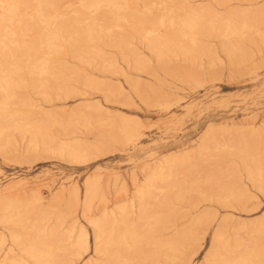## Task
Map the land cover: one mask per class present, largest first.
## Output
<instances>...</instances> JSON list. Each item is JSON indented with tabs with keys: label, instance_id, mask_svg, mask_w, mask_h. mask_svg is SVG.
Instances as JSON below:
<instances>
[{
	"label": "rangeland",
	"instance_id": "obj_1",
	"mask_svg": "<svg viewBox=\"0 0 264 264\" xmlns=\"http://www.w3.org/2000/svg\"><path fill=\"white\" fill-rule=\"evenodd\" d=\"M23 3L0 264H264V0H58L37 50Z\"/></svg>",
	"mask_w": 264,
	"mask_h": 264
},
{
	"label": "bare ground",
	"instance_id": "obj_2",
	"mask_svg": "<svg viewBox=\"0 0 264 264\" xmlns=\"http://www.w3.org/2000/svg\"><path fill=\"white\" fill-rule=\"evenodd\" d=\"M25 1V0H24ZM57 2H58V0H37V4H38V9H36L35 11H37L38 10V14H39V19L37 18V22H38V24L36 25L35 24V26L36 27H34L33 25H32V22H31V28H33L34 27V30L36 31H34L35 33H33V35L31 34L30 36H32V38H33V40H34V42L32 41V39H31V37H29V39H31L30 41H32L33 43H36V41L40 44V43H42L44 40H45V38L47 37V34L48 33H50L51 35H53V36H55V37H57V36H60L62 33H64L65 35H66V32H67V29H70V24H68V23H61V24H59V25H56V26H45L44 24H43V22H42V15H45V16H51V14H52V12H53V10H55V8H56V4H57ZM5 3V5H3ZM27 3V2H26ZM28 3H29V0H28ZM25 5V3H23V0H0V7H3V8H5V10H6V12H7V14H9V17H8V15H7V18L6 17H4V16H2V14L0 13V16H1V19H0V30L2 29V30H4V31H1V32H3V33H1L0 32V79L2 80V82H3V86H2V89H1V91L3 90L4 92H5V94H6V96L7 97H3V99H5V101H7V99L8 100H10V99H12L13 98V96L12 95H10V92H12L11 91V89L12 88H14V86H17V84L19 85V83L20 82H17V74H18V72L19 73H21L22 74V70L24 71V73H25V70H27V69H29V68H27L26 67V65H28V64H26V62H24V60H22V59H19V58H21V57H23V56H21V57H17V55H19L18 53H13V51L11 50V46H16L17 48H19V50L20 51H22V49H24L25 48V42H19V40H17L16 39V37H17V34H16V32H14V30H12V29H9V27H11V26H9L8 24V27H6L3 23H4V21H9V20H13V19H15V16H17L18 14H17V11H18V6L19 5ZM5 6V7H4ZM22 6V7H23ZM21 7V8H22ZM26 7V6H25ZM3 8H2V10H3ZM7 8V9H6ZM21 8H19V9H21ZM1 12V11H0ZM5 12V11H4ZM18 12H20V11H18ZM261 13V12H260ZM4 15V14H3ZM17 18H18V16H17ZM33 19V18H32ZM16 20V19H15ZM20 20V19H19ZM24 20V19H23ZM34 20H35V18H34ZM6 21V22H7ZM11 22H14V21H11ZM36 22V21H35ZM40 23L42 24V26H40ZM23 24H24V22H23ZM4 25V26H3ZM18 25V24H17ZM30 25V23L27 25V27ZM13 26V25H12ZM23 27H24V25H23ZM38 27V28H37ZM18 28V27H17ZM16 28V29H17ZM25 28V27H24ZM23 28V29H24ZM36 28V29H35ZM28 29H30V28H28ZM13 32H12V31ZM32 29H30V31H31ZM24 31H25V29H24ZM22 32V31H21ZM33 32V31H32ZM24 34V33H23ZM77 34H80V32L79 33H77ZM21 36V35H20ZM79 36V35H78ZM23 38V37H22ZM21 39V38H20ZM25 39V38H24ZM28 42V41H27ZM31 42V43H32ZM31 43H27V44H29V46H30V44ZM31 44V46L33 47V48H35V46L37 45V43L36 44ZM37 46H39V45H37ZM37 46H36V48H35V50H37L38 48H37ZM28 47V46H27ZM29 48V47H28ZM32 48V50H34ZM16 50H18V49H16ZM18 50V51H19ZM28 50V49H27ZM35 50H34V52H35ZM58 50V48L57 47H55L54 49H51L50 50V52H56ZM17 51V52H18ZM19 51V53H21ZM38 52H39V50H38ZM17 54V55H16ZM25 54L26 53H24V51H23V54L22 55H24L25 56ZM28 55V54H27ZM27 56H25V59L27 60V58H26ZM32 60V59H31ZM49 60V59H48ZM51 61V60H50ZM52 62V61H51ZM43 63H44V65H43ZM41 65V64H40ZM52 65V64H51ZM54 65V64H53ZM52 65V66H53ZM29 66V65H28ZM30 67V66H29ZM34 67H36V66H34ZM39 66H37V68H38ZM54 67H56V66H54ZM59 69V68H58ZM30 70V69H29ZM37 70V69H36ZM39 70H40V73L41 74H44V73H46L47 74V72L50 70V63L48 62V61H44V62H42V67L41 68H39ZM56 70V69H55ZM51 71V70H50ZM27 72V71H26ZM28 72H30V71H28ZM29 74H31V73H29ZM53 74V73H52ZM51 74V75H52ZM58 74V73H57ZM61 74V73H60ZM60 74H59V76H60ZM28 75V74H27ZM50 75V76H51ZM46 76V75H45ZM57 76V75H56ZM15 77H16V79H15ZM19 77H20V75H19ZM52 77H54L53 75H52ZM51 77V78H52ZM57 78H59V77H57ZM56 79V78H55ZM54 79V80H55ZM51 80V79H50ZM53 80V79H52ZM57 80V79H56ZM18 81H19V79H18ZM44 81V80H43ZM41 82V80L39 81V82H41V84L42 83H45V82ZM58 81V80H57ZM53 83V82H52ZM47 83H45V84H42V86L43 85H46ZM49 85V84H48ZM48 85H46V87L45 88H48L47 86ZM39 87V86H38ZM44 88V89H45ZM42 90V89H41ZM43 91V90H42ZM45 92V91H44ZM1 98V97H0ZM7 98V99H6ZM10 98V99H9ZM4 101V100H3ZM2 101V102H3ZM4 101V102H5ZM1 102V103H2ZM8 102V101H7ZM0 103V104H1ZM3 105V104H2ZM9 105V104H8ZM12 106H13V102H12ZM19 111V110H18ZM18 111H16V113L18 112ZM2 112V111H1ZM13 114H14V112H13ZM10 115L9 114V117H6L7 118V121H10V119L11 118H14L15 116L14 115ZM19 115V114H18ZM12 116V117H11ZM14 116V117H13ZM21 116V115H20ZM19 116V117H20ZM12 120V119H11ZM21 120V119H20ZM15 121V120H14ZM13 122V121H12ZM25 123V122H24ZM8 124H11V123H8ZM8 124H6L5 123V125L0 129V138H2V139H5L4 141H7V142H9V140H8V138H9V130L11 129L10 128V126L8 125ZM15 129H16V127H15ZM22 129H23V127H22ZM12 131V130H11ZM24 131V130H23ZM12 140V139H11ZM2 142V141H1ZM7 142H5V145L3 144V148H5L4 146H6V143ZM12 142V141H11ZM11 142H10V144H11ZM7 148V147H6ZM1 149H2V147H1ZM9 149H11V148H9ZM3 150H6V149H3ZM12 150V149H11ZM13 151V150H12ZM71 152H73V151H71ZM3 153H5V152H3ZM74 153V152H73ZM71 154V153H70ZM6 156V155H5ZM251 164V163H250ZM252 164H254V163H252ZM256 164H257V162H256ZM262 164V163H261ZM250 166V165H249ZM254 167H255V164H254ZM262 169V168H261ZM160 170V169H159ZM158 170V171H159ZM158 171H157V173H158ZM162 172H163V170H161ZM253 171V170H252ZM161 172V173H162ZM156 173V172H155ZM155 173H152L149 177H148V179L146 180V184L148 183V185L150 186V184L151 183H149L150 181H151V179L153 178V177H155V176H158V175H156ZM160 173V172H159ZM163 175V174H162ZM252 175V174H251ZM160 176H161V174H160ZM253 176V175H252ZM262 176H263V174H262ZM158 178V177H157ZM252 178V177H251ZM263 178V177H262ZM156 179V178H155ZM155 179H153V181H152V183L153 182H155L154 180ZM254 180H255V178H254ZM257 181H258V179H257ZM145 184V185H146ZM154 184V183H153ZM144 185V186H145ZM143 186V187H144ZM154 186V185H153ZM151 187V186H150ZM228 187V186H227ZM147 188H148V186H147ZM139 189V188H138ZM137 189V190H138ZM144 189H145V187H144ZM146 190V189H145ZM149 190V189H148ZM141 191L143 192L144 190H142L141 189ZM140 193V192H139ZM138 193V194H139ZM227 193V192H226ZM235 193V192H234ZM137 194V195H138ZM224 194V193H223ZM235 194H239V193H235ZM229 195V194H228ZM139 196H141V195H139ZM143 197V196H142ZM221 197V196H220ZM225 197V196H224ZM135 198H137V197H135ZM134 198V199H135ZM144 198V197H143ZM233 198H235V197H233ZM237 198V197H236ZM238 198H239V196H238ZM141 200V199H140ZM222 200V199H221ZM240 200V199H239ZM135 201V200H134ZM230 201V200H229ZM242 201V200H241ZM220 202H222V201H220ZM138 203V202H137ZM140 203V202H139ZM141 203H142V201H141ZM224 204H225V202H223ZM242 204V203H241ZM244 206V205H243ZM241 207V206H240ZM140 208V207H139ZM141 211V210H140ZM203 211V210H202ZM206 211V210H205ZM138 212H139V210H138ZM148 212V211H147ZM211 213V212H210ZM201 214H203V213H201ZM212 214V213H211ZM138 215V214H137ZM146 215H147V213H146ZM200 215V214H199ZM145 216V215H144ZM201 216V215H200ZM209 216V215H208ZM211 216V215H210ZM213 216V215H212ZM143 217V216H142ZM199 217V216H198ZM211 218V217H210ZM169 219V218H168ZM171 219V218H170ZM194 219V218H193ZM192 219V220H193ZM204 218H197L196 220H195V223H197L196 224V226L197 225H199L200 223L202 224H205V222H203L204 220H203ZM206 219V218H205ZM215 219V218H214ZM213 219V220H214ZM9 220V219H8ZM156 220H157V218H156ZM159 220L160 219H158V222H159ZM141 221V220H140ZM162 220H160V222H161ZM206 221H208V222H206V224L208 223H210L209 222V220H207L206 219ZM164 222V221H163ZM194 223V222H193ZM192 223V224H193ZM11 224H13V221L11 222ZM263 225H264V223H262ZM155 225V224H154ZM194 225V224H193ZM192 225V226H193ZM263 225H261V222H260V226L261 227H259L258 229H260V231L258 232V233H260V234H264V227H263ZM191 226V225H190ZM195 226V225H194ZM259 226V225H258ZM156 227H158V226H156ZM208 228V227H207ZM206 228V229H207ZM178 229V228H177ZM219 229V228H218ZM217 229V230H218ZM257 229V228H256ZM255 229V230H256ZM181 230V229H180ZM183 230H185V229H183ZM182 230V232H178L179 233V236H180V234L183 236V239H182V236H181V240L183 241V240H185L186 239V237H187V239H188V236H186L187 234H189V232H190V230L188 229V230H186L187 232H185V231H183ZM220 230V229H219ZM218 230V231H219ZM218 231H215V232H217V233H214V240L213 241H215V242H217V245H218V243H219V240L218 239H221V238H219V233L220 232H218ZM258 231V230H257ZM185 233H187L186 235H183V234H185ZM256 233V232H255ZM177 236H178V234H177ZM176 236H175V234H174V237L173 238H175ZM179 238H177V240H178ZM187 239H186V241H187ZM176 240V239H175ZM181 240H179L178 241V243L181 241ZM173 241H174V239H173ZM222 241V240H221ZM171 243H168V249L166 250V248H165V251L167 252V251H174V246H177V245H175L172 241H170ZM177 242V241H176ZM186 243V242H185ZM164 244H165V240H164ZM180 245V244H179ZM188 245V244H187ZM215 245H216V243H215ZM214 245V246H215ZM216 245V246H217ZM190 246V245H189ZM215 246V247H216ZM217 247H219V246H217ZM216 247V248H217ZM188 248V247H187ZM189 249V252L191 251L190 250V247L188 248ZM176 250V249H175ZM217 250V249H216ZM255 251V250H254ZM257 251V250H256ZM177 252V251H176ZM217 252H219V250L217 251ZM217 252H215V253H217ZM257 252H259V251H257ZM256 252V253H257ZM255 253V252H254ZM260 253V252H259ZM169 253L167 252V255H168ZM255 255V254H254ZM259 255H262V254H259ZM169 256V258L171 257L170 256V254L168 255ZM167 256V257H168ZM168 259V258H167ZM171 259V258H170ZM188 259V258H187ZM253 259H256V258H253ZM172 260H174V259H172ZM251 260V259H250ZM257 260V262L258 263H261L260 261V259H256Z\"/></svg>",
	"mask_w": 264,
	"mask_h": 264
}]
</instances>
